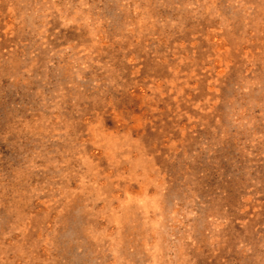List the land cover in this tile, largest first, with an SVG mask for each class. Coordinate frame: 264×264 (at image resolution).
<instances>
[{"label":"rangeland","instance_id":"1","mask_svg":"<svg viewBox=\"0 0 264 264\" xmlns=\"http://www.w3.org/2000/svg\"><path fill=\"white\" fill-rule=\"evenodd\" d=\"M0 264H264V0H0Z\"/></svg>","mask_w":264,"mask_h":264}]
</instances>
